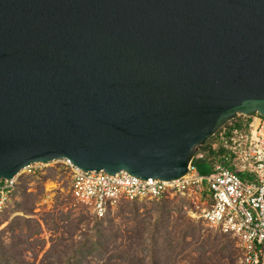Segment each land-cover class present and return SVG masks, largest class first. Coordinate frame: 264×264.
<instances>
[{
    "label": "water",
    "instance_id": "95a60500",
    "mask_svg": "<svg viewBox=\"0 0 264 264\" xmlns=\"http://www.w3.org/2000/svg\"><path fill=\"white\" fill-rule=\"evenodd\" d=\"M239 114L264 116V0H0V179H177Z\"/></svg>",
    "mask_w": 264,
    "mask_h": 264
},
{
    "label": "built area",
    "instance_id": "2783aa9c",
    "mask_svg": "<svg viewBox=\"0 0 264 264\" xmlns=\"http://www.w3.org/2000/svg\"><path fill=\"white\" fill-rule=\"evenodd\" d=\"M212 138L211 148L220 145L226 151L221 161L214 162L207 174L190 162L187 172L173 180H144L126 171H83L68 159L58 162L69 171L71 196L97 217L123 200L188 195L204 205L198 217L206 225L236 240L239 264H264V116L239 114ZM17 179L18 175L0 179V211L18 185Z\"/></svg>",
    "mask_w": 264,
    "mask_h": 264
},
{
    "label": "rangeland",
    "instance_id": "374dc122",
    "mask_svg": "<svg viewBox=\"0 0 264 264\" xmlns=\"http://www.w3.org/2000/svg\"><path fill=\"white\" fill-rule=\"evenodd\" d=\"M43 176L45 180L40 179ZM22 178L26 192L35 194L31 211L15 210L11 196L0 212V246L23 264H60L68 247L90 231L95 216L89 206L71 196L70 174L61 162L35 164L31 171H21L18 184ZM203 207L188 195L123 200L110 208L108 216L127 247L137 242V236L145 241L159 214L170 212L166 223L157 224V235L176 242L185 227L194 232L182 253L173 259L175 264H189L192 258L203 264H239L236 240L206 225L198 217Z\"/></svg>",
    "mask_w": 264,
    "mask_h": 264
},
{
    "label": "trees",
    "instance_id": "16d2710c",
    "mask_svg": "<svg viewBox=\"0 0 264 264\" xmlns=\"http://www.w3.org/2000/svg\"><path fill=\"white\" fill-rule=\"evenodd\" d=\"M212 140V136L208 138L198 148L195 156L191 160V163L201 174L209 173L214 162L221 161V157L226 153L225 149L220 145L214 149L211 148ZM199 153L200 155H198ZM44 176L40 179L45 180L46 178ZM23 179H21L20 183L14 189L12 201H14L15 210L27 214L31 211V201L35 194L26 192ZM109 210L101 217L94 215L95 218L90 231L84 233L81 239L68 247L67 253L64 255L60 264H175L173 259H176L182 253L187 243H189L187 239L194 236L191 228L187 227L181 230L180 238L176 242L171 241L166 236L157 235V224H164V222L166 223L170 219V212H162L158 216L157 224L148 233L149 235L145 241L137 236L135 237L137 242L134 245L131 242L127 247H124L125 244L122 242L123 238H120V234L112 229V223L108 216ZM216 231L224 236H229L219 230ZM232 255L233 251L231 252ZM239 256L240 254L237 255V258ZM170 260L173 263H170ZM0 264L23 263L14 256H11L8 250L0 246ZM189 264L203 263L192 258V262Z\"/></svg>",
    "mask_w": 264,
    "mask_h": 264
}]
</instances>
